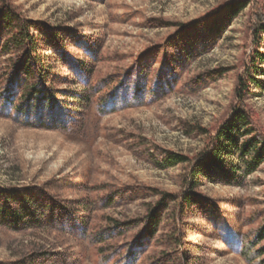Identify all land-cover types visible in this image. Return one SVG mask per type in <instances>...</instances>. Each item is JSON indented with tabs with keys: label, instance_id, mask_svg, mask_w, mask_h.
Returning a JSON list of instances; mask_svg holds the SVG:
<instances>
[{
	"label": "rangeland",
	"instance_id": "obj_1",
	"mask_svg": "<svg viewBox=\"0 0 264 264\" xmlns=\"http://www.w3.org/2000/svg\"><path fill=\"white\" fill-rule=\"evenodd\" d=\"M241 1L264 13V0H0V264H247L264 164L240 187L201 182L189 204L188 167L163 166L204 151L235 104L252 8L226 5ZM6 5L33 41L29 74L27 52L1 55ZM246 108L264 138V96Z\"/></svg>",
	"mask_w": 264,
	"mask_h": 264
},
{
	"label": "trees",
	"instance_id": "obj_2",
	"mask_svg": "<svg viewBox=\"0 0 264 264\" xmlns=\"http://www.w3.org/2000/svg\"><path fill=\"white\" fill-rule=\"evenodd\" d=\"M3 2L5 3V1ZM248 6L252 8L249 16L251 51L242 67V74L237 76L234 89L235 104L230 109L227 120L218 126L206 149L193 159L180 155H170L164 160L163 166L165 168H174L179 165L188 167V175L185 181L186 193L183 197L186 204L191 201L193 192L201 187V182L240 187L244 180L254 175L264 164V138L253 127L246 108L248 99L264 96V13L261 11L259 3L253 1L233 2L226 5V9L230 18H234ZM1 14V19L5 22L10 34V39L1 48V55H9V47L17 52H27L22 68L19 67V69L21 71L24 69L29 74L31 67L28 66V61L30 57H33L35 48L28 35V28L16 19L8 5L4 6ZM37 69V75L40 78L42 74H48V67L39 65ZM11 78L13 79L12 76ZM11 82L12 80L9 81V85L5 89L6 93L10 92ZM36 93L41 95L40 99L45 100V103L52 104L53 97L49 90L37 92L36 89H27L25 95L35 102V99L38 98L35 96ZM38 101L41 100L38 99ZM3 212L1 209L0 213L3 214ZM6 213L4 212V214ZM10 218L17 221L25 217L23 215L18 217L13 214ZM263 241L264 226L241 253L247 264H264V246L253 250Z\"/></svg>",
	"mask_w": 264,
	"mask_h": 264
}]
</instances>
